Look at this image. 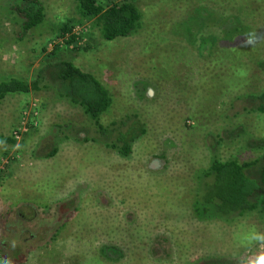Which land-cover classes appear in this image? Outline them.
Segmentation results:
<instances>
[{"label":"rangeland","instance_id":"374dc122","mask_svg":"<svg viewBox=\"0 0 264 264\" xmlns=\"http://www.w3.org/2000/svg\"><path fill=\"white\" fill-rule=\"evenodd\" d=\"M20 1L0 0V77L30 82L72 61L112 93L106 126L138 114L147 133L122 156L51 81L7 96L0 134L15 142L0 140V264H249L259 255L256 215L200 219L193 193L214 154L264 165V114L251 110L264 87V0H133L141 26L114 41L81 22L75 0H41L46 24L24 36L12 10ZM236 23L245 29L235 33ZM65 24L77 43L59 36ZM63 201L72 206L64 220ZM34 209L32 224L14 222Z\"/></svg>","mask_w":264,"mask_h":264},{"label":"trees","instance_id":"16d2710c","mask_svg":"<svg viewBox=\"0 0 264 264\" xmlns=\"http://www.w3.org/2000/svg\"><path fill=\"white\" fill-rule=\"evenodd\" d=\"M75 2L81 22H91L107 41L129 37L141 26L142 12L133 0L108 5L100 0ZM12 10L20 20L24 36L46 24L45 6L41 0H21L12 6ZM73 27L65 24L61 28L59 36L65 38L69 34L68 39H65L67 44L77 43L78 37ZM244 29L237 24L234 32ZM226 34L228 41H231L232 33ZM257 63L264 74V60ZM47 80L51 81L53 87L63 89L59 91L60 95L71 104L83 108L92 126L110 138L107 147L120 155H131L134 143L147 133L146 124L138 114L128 115L120 122L113 121L106 126L102 117L113 106L112 93L95 75L83 71L72 61L47 64L38 77L30 82L15 75L0 77V105L7 96L49 88ZM251 98L254 100L251 110L264 114V87ZM3 139L15 142L14 138H5L0 134V140ZM193 210L200 219H219L232 224L256 215L264 223V165L260 158L241 162L236 157L223 160L214 154L208 168L199 176V187L193 193ZM14 255H18V252ZM229 263L233 264L231 260L208 258L193 264Z\"/></svg>","mask_w":264,"mask_h":264},{"label":"flooded vegetation","instance_id":"af4514ba","mask_svg":"<svg viewBox=\"0 0 264 264\" xmlns=\"http://www.w3.org/2000/svg\"><path fill=\"white\" fill-rule=\"evenodd\" d=\"M74 203H75V201H74ZM76 203H77V201H76ZM68 205H69L68 202L63 201V202L59 203L58 206L56 207L57 208L56 215H58V213H59L60 214V218H62V220H64V216H65L64 211L67 210V209H69V211L72 210V208H71L72 206L71 207H67ZM76 206H78V205H76ZM36 211H34L35 213L33 214L32 218L29 217V219H28L27 216H26L27 214H20L21 215V219L16 218V219H14V222L16 224H25V225L26 224H32L36 219H39L41 217Z\"/></svg>","mask_w":264,"mask_h":264},{"label":"clouds","instance_id":"9594fccd","mask_svg":"<svg viewBox=\"0 0 264 264\" xmlns=\"http://www.w3.org/2000/svg\"><path fill=\"white\" fill-rule=\"evenodd\" d=\"M258 241H264V235L257 234ZM262 250L259 255L254 258H251L249 264H264V244L261 245Z\"/></svg>","mask_w":264,"mask_h":264}]
</instances>
